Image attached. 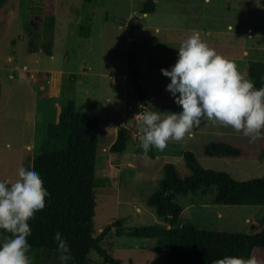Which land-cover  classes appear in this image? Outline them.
<instances>
[{"label": "rangeland", "instance_id": "rangeland-1", "mask_svg": "<svg viewBox=\"0 0 264 264\" xmlns=\"http://www.w3.org/2000/svg\"><path fill=\"white\" fill-rule=\"evenodd\" d=\"M146 1L6 0L0 8V180L15 178L21 163L32 164L59 105L73 99L80 111L95 109L101 124L97 152L105 163L95 188L94 236L118 219L125 231L152 224L170 227L147 200L159 187L165 163L174 164L182 178L191 175L184 151L193 152L204 168L228 172L236 180L264 177V160L209 157L202 152L205 144L221 140L254 153L264 138L249 143L233 129L226 134L202 132L204 128L198 132L211 125L203 120L192 129L193 136L145 154L140 146V105L129 89L133 81L125 79L132 52L150 95L147 109L158 111L152 91L163 87V114L179 111L166 91L170 81L161 87L153 80L159 76L154 59L158 64L174 58L175 63L181 42L197 31L219 55L241 52L250 33L248 61H264V0H250V18L249 0H153L155 10L145 14ZM50 3L56 24L52 55H47L40 48L43 18L38 12ZM121 125L130 129L126 151L111 153ZM209 198L192 192L177 195L182 206L178 224L228 232L261 227L257 221L264 218V204H213ZM117 228L112 226L101 241L107 253L123 264H164L165 252L157 249L155 239L119 235ZM29 255L32 264H59L57 250L31 247ZM252 256L264 264V248H255ZM87 264L109 263L91 250Z\"/></svg>", "mask_w": 264, "mask_h": 264}, {"label": "trees", "instance_id": "trees-1", "mask_svg": "<svg viewBox=\"0 0 264 264\" xmlns=\"http://www.w3.org/2000/svg\"><path fill=\"white\" fill-rule=\"evenodd\" d=\"M5 2L0 0V8ZM154 10L153 0H147L142 7V13ZM38 13L43 18L40 48L52 55L55 9L50 3ZM134 55L132 52L128 55V77L133 81L132 97L139 103L141 113L149 103ZM248 77L257 89L264 87V61H251ZM75 104L70 99L57 107L55 120L47 124L39 153L33 158L32 165L40 173L50 195L45 197V208L29 221L32 233L28 242L31 247L57 250L53 234L59 231L71 248L73 260L69 264H87L91 250L97 251L109 264H123L101 245L107 232L116 226L119 235L155 239L157 249L165 252L164 264H215L217 259L226 255L247 259L255 248H264V218L257 221L261 227L252 232L215 231L201 229L192 223L178 224L182 206L176 197L180 194L206 195L213 204H264V177L236 180L228 172L204 168L189 150L184 151L183 157L191 175L182 178L174 164L165 163L159 187L147 200V205L170 227L152 224L125 231L121 227L123 220L118 219L94 236L95 188L101 181L105 163L103 154L97 152L100 117L95 109L80 111ZM129 136L130 129L119 126L109 152H125ZM202 152L209 157L248 159L253 156L264 160V141L254 153L221 140L205 144Z\"/></svg>", "mask_w": 264, "mask_h": 264}, {"label": "clouds", "instance_id": "clouds-1", "mask_svg": "<svg viewBox=\"0 0 264 264\" xmlns=\"http://www.w3.org/2000/svg\"><path fill=\"white\" fill-rule=\"evenodd\" d=\"M170 78L166 90L179 111L145 109L138 115L141 148L163 151L169 141H182L207 117L220 126L231 127L253 143L264 138V87L256 88L235 62L219 55L201 39L199 32L183 40L175 63L161 68ZM50 193L32 164L21 163L15 178L0 180V264H32L28 237L29 221L45 208ZM59 264L73 260L71 248L59 231L53 234ZM215 264H260L254 256L247 259L226 255Z\"/></svg>", "mask_w": 264, "mask_h": 264}, {"label": "crops", "instance_id": "crops-1", "mask_svg": "<svg viewBox=\"0 0 264 264\" xmlns=\"http://www.w3.org/2000/svg\"><path fill=\"white\" fill-rule=\"evenodd\" d=\"M248 16H249V18H250V0H249V5H248ZM145 14H147V13H145ZM248 31H250V27H249V29H248ZM263 49H264V47H263ZM221 56H223V57H225V58H227V59H229V60H231V61H233V62H235L236 63V65H237V67H238V69H239V71L247 78V76H248V66H249V64H250V60L248 61V59H250V33L248 34V36H247V39L244 41V43H243V46H242V51L241 52H238L236 55H233V54H227L226 53V55H221ZM158 62V60L157 59H154V64H153V69L156 71V75L158 76V74H159V76L157 77V78H153V80H156V82H158L160 85H161V87H162V82H166V80H168V81H170V78H168V77H165L162 73H161V71H160V69L161 68H169L171 65H173L174 64V58H171V59H167V60H164L163 62H161V63H158L157 64V62ZM142 77H143V74H142ZM129 77H128V71H127V75L125 76V79H128ZM248 79H249V77H248ZM161 81V82H160ZM144 82V81H143ZM145 84V83H144ZM129 87V86H128ZM129 89H130V91H132V85L129 87ZM144 90L147 92V100H148V103L150 102L149 100V97H150V95H149V93H148V90L146 89V87H145V85H144ZM163 87L161 88V89H158V90H154V91H152V96H153V94H154V97H155V100H152V102L156 105V107L158 108L157 110L158 111H162V112H165V110H162V107L165 105H163L162 103H163V100L164 99H166L164 96H162V93H163ZM167 91V90H166ZM167 93H169L168 91H167ZM156 100H157V102H156ZM177 108H178V110H179V107H178V105H176L175 103H174V107H173V109L175 110H177ZM147 109V108H146ZM173 110V111H174ZM140 114V113H139ZM167 114V113H166ZM203 121H205V122H211V125H208V126H206V127H200V129L199 130H197L198 132H207V133H209V132H213V131H215V130H219V133H223V134H226V133H228L229 131H231L232 130V128L231 127H223V126H220V128H219V125H218V123L217 122H213V121H210V120H208L207 119V117H205L204 119H203ZM100 126H101V124H99V128H100ZM201 128H204V130H201ZM118 129V128H117ZM196 130V129H195ZM201 130V131H200ZM104 131H107V133H109V129L108 128H106V130H104ZM194 135V132L193 131H191V133L189 134V136H193Z\"/></svg>", "mask_w": 264, "mask_h": 264}]
</instances>
